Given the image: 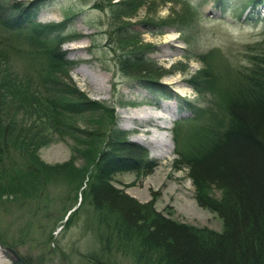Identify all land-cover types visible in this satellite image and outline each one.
Instances as JSON below:
<instances>
[{
    "label": "rangeland",
    "instance_id": "obj_1",
    "mask_svg": "<svg viewBox=\"0 0 264 264\" xmlns=\"http://www.w3.org/2000/svg\"><path fill=\"white\" fill-rule=\"evenodd\" d=\"M16 1L27 6L35 0H0V6ZM46 1L36 18L37 25L64 21L70 24L65 34L68 39L61 45L65 59L72 63L66 82L71 89L84 93L88 101L100 103L109 112L99 108L82 114L67 113L65 126L59 128L51 120V94L40 83L46 69L44 57L28 34L19 37L0 30V122L12 125L14 135L23 139L30 137L29 130L42 135L43 144L33 143L31 149L48 167L71 163L66 175L85 168L90 162L88 153L94 147L99 149L96 155L100 156L113 129L121 131L128 142L141 146L157 167L150 174L115 173L112 184L139 204H152L167 219L223 234L224 219L199 206L189 169L176 162L179 158L174 130L179 121L194 116L183 106L185 102L195 103L203 110L207 108L210 98L202 100L191 84L204 68L205 59L215 66L223 59L233 66L242 65L246 61V48L264 40V2L255 5L254 0H227L236 6L225 14L227 4L222 7L217 0H143V6L130 16L118 17V10L110 5L120 0ZM9 13L0 11V17ZM143 52L147 65L142 66L141 76L157 83L162 94L151 92L144 79L125 74L119 66V57L141 56ZM7 79L13 82L14 93L3 88L2 81L8 82ZM21 90L35 103L26 106L22 98L15 100L12 96ZM144 107L164 115L165 119L159 122L168 126L171 121L170 128L135 121L131 130L124 129L125 116ZM245 117L253 120L255 129L251 137H245L244 133V137L233 139L209 161V166L226 184L243 193L237 213L239 232L243 233L247 223L251 231L259 226L264 238V115L258 119V115L246 113ZM143 125L152 132L143 133L140 127ZM154 136L158 138L152 146L136 141ZM169 147H172L170 155L158 157L159 150L166 151ZM206 169L207 174L211 173L208 165ZM58 175H51L53 182L33 202L16 205L11 197L0 196V243L5 249H15L30 264H91L89 256L99 248L97 224L93 211L88 206L80 207L89 173L79 191L69 187L71 183L63 180L65 175ZM209 195L220 199L222 191L212 186ZM79 208L67 227V219ZM252 245L257 249L255 242ZM249 246L244 242V249ZM176 250L196 264L244 261L241 251L230 247L211 251L200 243L178 241ZM6 261L12 263L7 257ZM249 261L253 264L252 259ZM118 262L133 264L122 256Z\"/></svg>",
    "mask_w": 264,
    "mask_h": 264
},
{
    "label": "trees",
    "instance_id": "obj_2",
    "mask_svg": "<svg viewBox=\"0 0 264 264\" xmlns=\"http://www.w3.org/2000/svg\"><path fill=\"white\" fill-rule=\"evenodd\" d=\"M252 2L256 5L264 0ZM46 3V0H35L26 6L22 1H16L0 6V11L10 12L0 17V30L19 37L28 34L30 41L44 57L46 69L40 83L43 87L47 86L51 94V120L61 128L65 126L67 113L82 114L99 108L109 110L98 102L88 101L84 93L71 89L66 82L72 63L65 59L61 45L68 39L65 34L70 24L64 21L37 25L36 18ZM143 4V0H120L111 3L110 7L118 10V17H128ZM217 4L225 7L228 1L217 0ZM246 49V61L242 65L233 66L223 59L215 66L205 59L204 68L191 84L202 100L206 102V98H210L206 102L207 108L203 110L195 103L185 102L183 106L190 109L194 116L179 121L174 130L176 155L179 158L176 162L189 169L199 206L216 212L224 219L223 234L167 219L156 212L152 204H139L116 188L112 184L115 173L150 174L157 167L141 146L128 142L125 134L117 129L111 131L106 148L100 156H97L99 149L94 147L88 153L89 164L66 175L65 171L71 168V163L48 167L37 157L36 150L31 149L33 143L43 144L45 138L42 135L29 130L30 137L25 136L23 139L14 135L12 125L8 127L0 122V196L11 197V202L16 205L33 202L51 185V175L55 174L65 175L66 179L63 180L71 183L69 187L79 191L89 173L80 207L88 206L95 214L97 224L99 248L89 256L91 264H119V256L131 259L133 264H196L179 255L176 250L178 241L200 243L211 251L230 247L237 249V252L241 251L243 264H250L249 259H252L253 264H264V238L259 226L251 231L249 224L245 223L243 233L237 227V213L243 193L226 184L219 177L220 174L210 170L209 166V161L225 150L233 139L244 137V133L245 137H251L255 127L253 120L245 117L246 113L258 115V119L264 115V40ZM220 58L223 57L220 55ZM144 61V52L141 56L130 54L118 58L119 66L125 74L144 79L146 88L151 92H161L157 83L149 77L141 76L142 66L147 65ZM7 80L2 81L3 88L6 92L13 91V82ZM12 97L15 100L22 98L26 106L30 102L35 103L23 90ZM207 165L211 171L208 174L205 172ZM73 177L77 179L72 180ZM212 186L222 191L220 199L209 195ZM80 209L71 214L66 222L67 227ZM244 242L250 246L244 249ZM252 242L256 243L257 249L253 248Z\"/></svg>",
    "mask_w": 264,
    "mask_h": 264
},
{
    "label": "bare ground",
    "instance_id": "obj_3",
    "mask_svg": "<svg viewBox=\"0 0 264 264\" xmlns=\"http://www.w3.org/2000/svg\"><path fill=\"white\" fill-rule=\"evenodd\" d=\"M165 119L164 115L155 113L151 110V108L149 107H144L140 110H137L133 113H131L128 116H125V122L127 123L126 125H124V129L126 130H131L133 127V123L135 121L138 122H142L145 124H148L150 122V127H163V128H170L172 122L170 121L168 123V126L164 125V122H159V120ZM151 122H153L154 124H151ZM142 128L143 133H147V132H152L151 129H147L145 130V126H140ZM167 137H169L170 134L166 133ZM157 136L153 137V138H146V137H141V138H137L136 141L138 142H142L146 145H155L157 142ZM159 140V139H158ZM167 147V146H166ZM264 152V149H262ZM172 153V147H169L166 151H158V157H167V155H170ZM6 257L3 255V251L0 248V264H6Z\"/></svg>",
    "mask_w": 264,
    "mask_h": 264
},
{
    "label": "water",
    "instance_id": "obj_4",
    "mask_svg": "<svg viewBox=\"0 0 264 264\" xmlns=\"http://www.w3.org/2000/svg\"><path fill=\"white\" fill-rule=\"evenodd\" d=\"M0 248L3 251V255L12 261L11 264H28L15 249L12 248L5 249L1 245V243H0Z\"/></svg>",
    "mask_w": 264,
    "mask_h": 264
}]
</instances>
